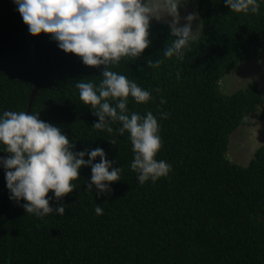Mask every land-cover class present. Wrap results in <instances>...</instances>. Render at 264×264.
Masks as SVG:
<instances>
[{
    "label": "trees",
    "instance_id": "obj_1",
    "mask_svg": "<svg viewBox=\"0 0 264 264\" xmlns=\"http://www.w3.org/2000/svg\"><path fill=\"white\" fill-rule=\"evenodd\" d=\"M196 9L200 34L183 59L147 66L174 39L166 22L152 21V43L141 56L109 65L150 91L149 101L129 98L127 107L156 116V159L172 166L167 176L140 184L128 134L92 128L97 118L74 86L99 83L100 68L64 53L47 34L32 36L13 0H0V113L26 111L36 83L29 112L61 127L75 151L102 147L122 169L111 191L97 197L85 187L91 169L82 167L76 189L59 201L64 214L40 218L9 199L0 168V264H264V143L247 165L225 157L244 119L258 106L264 118V97L254 81L231 94L219 84L264 52V0L257 14L233 13L223 0H196Z\"/></svg>",
    "mask_w": 264,
    "mask_h": 264
},
{
    "label": "clouds",
    "instance_id": "obj_2",
    "mask_svg": "<svg viewBox=\"0 0 264 264\" xmlns=\"http://www.w3.org/2000/svg\"><path fill=\"white\" fill-rule=\"evenodd\" d=\"M28 32L36 37L47 34L66 54H74L88 67L100 68L99 83L91 79L75 82L79 100L88 106L97 120L94 129L128 134L133 159L130 168L140 184L156 182L168 175L171 164L156 159L161 137L156 116L130 111L129 98L135 103L151 99L149 90L125 75L111 70L122 58L141 56L151 45L149 29L153 20L167 23L169 36L155 60L148 67H158L164 59H183L191 42L198 39L201 23L197 12L183 18L180 9L187 0H13ZM233 13L257 14L259 0H223ZM183 19V23H181ZM194 24L196 25L194 28ZM222 80V79H221ZM220 80V81H221ZM219 81V84H220ZM165 101L161 98V103ZM260 110V106H258ZM167 113H160L167 118ZM113 124L118 127L113 128ZM0 168H3L9 199L23 207L26 214L44 217L63 215L65 205L59 201L76 189L73 183L82 167L91 169L86 189L97 197L111 191L122 169L106 158L102 147L75 151L61 127L40 118V113L4 110L0 113ZM87 157V159L85 158ZM97 158L98 161H97ZM51 192L53 196H48ZM53 197L58 201L50 205ZM97 215L101 205H95Z\"/></svg>",
    "mask_w": 264,
    "mask_h": 264
},
{
    "label": "rangeland",
    "instance_id": "obj_3",
    "mask_svg": "<svg viewBox=\"0 0 264 264\" xmlns=\"http://www.w3.org/2000/svg\"><path fill=\"white\" fill-rule=\"evenodd\" d=\"M189 11L197 12L196 0H187V3L180 9L181 17L183 18ZM160 22L165 21L161 20ZM181 23H183V19H181ZM195 26L194 24V28ZM251 81L257 83L258 89L264 97V52L247 62L240 63L230 74L225 75L220 81V89L224 94H231L244 88ZM261 111L248 115L229 136L225 152V157L229 162L247 165L254 151L264 143V118L259 116Z\"/></svg>",
    "mask_w": 264,
    "mask_h": 264
},
{
    "label": "water",
    "instance_id": "obj_4",
    "mask_svg": "<svg viewBox=\"0 0 264 264\" xmlns=\"http://www.w3.org/2000/svg\"><path fill=\"white\" fill-rule=\"evenodd\" d=\"M154 22V21H153ZM36 83H35V88L31 91V93H30V98H29V102H28V107H27V110L26 111H28L29 112V108H30V105H31V103H32V99H33V97H34V95H35V92H36Z\"/></svg>",
    "mask_w": 264,
    "mask_h": 264
},
{
    "label": "crops",
    "instance_id": "obj_5",
    "mask_svg": "<svg viewBox=\"0 0 264 264\" xmlns=\"http://www.w3.org/2000/svg\"><path fill=\"white\" fill-rule=\"evenodd\" d=\"M231 72H232V70H231L230 72H228L227 74H230ZM227 74H226V75H227ZM224 76H225V75H224ZM224 76H223V77H224ZM241 130H242V129H241Z\"/></svg>",
    "mask_w": 264,
    "mask_h": 264
}]
</instances>
